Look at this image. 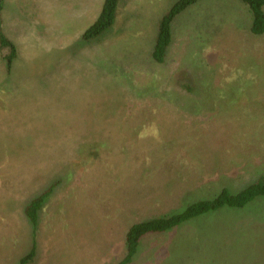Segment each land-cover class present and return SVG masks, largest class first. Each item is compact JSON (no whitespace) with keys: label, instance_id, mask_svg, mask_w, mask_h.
Instances as JSON below:
<instances>
[{"label":"rangeland","instance_id":"rangeland-1","mask_svg":"<svg viewBox=\"0 0 264 264\" xmlns=\"http://www.w3.org/2000/svg\"><path fill=\"white\" fill-rule=\"evenodd\" d=\"M175 1L119 0L82 41L103 0H0L15 46L9 68L0 47V264L29 252L23 207L52 180L25 264H117L130 224L264 175V33L240 0H203L172 20L159 62ZM204 242L217 264H264V199L148 234L129 264H206Z\"/></svg>","mask_w":264,"mask_h":264},{"label":"trees","instance_id":"trees-1","mask_svg":"<svg viewBox=\"0 0 264 264\" xmlns=\"http://www.w3.org/2000/svg\"><path fill=\"white\" fill-rule=\"evenodd\" d=\"M119 0H103L101 9L96 18L80 33L82 41H88L99 36L115 20ZM203 0H176L171 7L163 14L158 22L157 34L155 37L152 55L155 60L161 62L165 55L167 46L171 42V22L179 14L183 13L189 6ZM249 7L252 15V23L250 31L254 35L264 33V0H240ZM8 46L10 48L9 55L4 60L9 68L12 58L15 56V46L0 36V47ZM117 131V130H116ZM122 135V133H121ZM106 148L110 147L104 140ZM80 145V144H79ZM82 145V143H81ZM111 149V147H110ZM78 152V151H77ZM72 172L70 168L68 174ZM59 182L52 180L49 185L36 197L30 198L23 207V214L29 219V225L32 236V246L27 254H25L18 264H25L30 258H33L36 250L35 234L39 225V216L42 206L47 197L52 192L55 185ZM257 198L264 199V175L258 173L257 178L248 183L238 191L232 192L227 187H222L212 197L201 198L188 203L180 211L130 224L124 233L125 252L117 264H129L140 248L142 239L148 234L162 233L170 231L186 222L202 217L210 212L218 211L229 207L231 209L243 210L247 205ZM183 253V251H181ZM185 257V256H184ZM191 258V257H188ZM193 258V257H192Z\"/></svg>","mask_w":264,"mask_h":264},{"label":"crops","instance_id":"crops-1","mask_svg":"<svg viewBox=\"0 0 264 264\" xmlns=\"http://www.w3.org/2000/svg\"><path fill=\"white\" fill-rule=\"evenodd\" d=\"M227 1L238 3V2H237L238 0H227ZM221 2H225V0H221ZM200 3H202V1H199V2L196 3V4H200ZM194 5H195V4H194ZM191 6H193V4H192ZM189 7H190V6H189ZM189 7H188V8H189ZM242 8H243V10L245 11L246 14L251 15V12H250L249 7H248L247 5L242 4ZM209 10H211V9H208L207 11H209ZM251 17H252V15H251ZM250 26H251V25H250ZM249 30H250V28H249ZM219 235H220L219 233H217V235L212 234V238H213V237L217 238V237H219ZM211 241H212V240H211ZM192 249H194L195 252H196V251H201V250H203V249H205V250L207 251V253H209L210 251L213 252V249L211 248V245H210V243H208V242H204V244H202V246H200L199 244H195V245L192 246ZM195 252H193V251L191 250V253H192V254H195ZM192 254H191V255H192ZM202 254H205V257H207V258L205 259L206 264L211 263V262L214 263V261H213L214 259H215V264L219 263V261L216 260V257L221 256V254H219V253H213L214 257H211L212 254H210V253H209V254H210V257L206 255V252H203Z\"/></svg>","mask_w":264,"mask_h":264}]
</instances>
